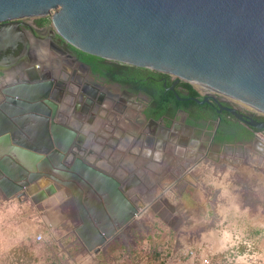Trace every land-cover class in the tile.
<instances>
[{"label": "water", "instance_id": "obj_1", "mask_svg": "<svg viewBox=\"0 0 264 264\" xmlns=\"http://www.w3.org/2000/svg\"><path fill=\"white\" fill-rule=\"evenodd\" d=\"M35 17H49L53 39L67 47L177 76L264 113V0H0V193L22 201L69 189L90 253L139 214L128 197L138 181L122 184L96 167L84 157L94 153L90 128L59 120L68 97L37 64L41 46L24 22ZM226 109L264 130V120Z\"/></svg>", "mask_w": 264, "mask_h": 264}, {"label": "rangeland", "instance_id": "obj_2", "mask_svg": "<svg viewBox=\"0 0 264 264\" xmlns=\"http://www.w3.org/2000/svg\"><path fill=\"white\" fill-rule=\"evenodd\" d=\"M49 62L39 59L37 64L42 71ZM242 145L255 147L252 141ZM221 156L213 158L219 168L204 159L206 165L196 169L202 184L189 178L184 214L171 213V198L161 201L99 254L88 252L76 234L74 202L51 191L24 207L0 197V264H193L188 252L201 249L212 250L211 264H264V174ZM222 163L227 166L222 168ZM211 192H216L219 214L212 222ZM39 234L42 241L37 240ZM225 243L233 247L224 251Z\"/></svg>", "mask_w": 264, "mask_h": 264}, {"label": "flooded vegetation", "instance_id": "obj_3", "mask_svg": "<svg viewBox=\"0 0 264 264\" xmlns=\"http://www.w3.org/2000/svg\"><path fill=\"white\" fill-rule=\"evenodd\" d=\"M42 19L27 18L24 22L31 25L27 31L42 46L37 54L51 53V60L44 63L42 71L64 85L68 101L71 97L67 122L71 126H85L89 121L93 123L89 125H95L97 116L104 115L108 122L118 120L120 124L127 112L124 121L128 123V130L124 139L133 145L129 147V154H117L114 161L110 160L111 148L107 149L108 153L103 156L107 161L98 166L106 173L108 167L116 169L117 176L122 179L130 176L129 182L137 180L138 187L141 178L153 174L154 170L157 173L171 169L178 161L199 154L217 157L245 153L249 148H244L242 143L252 141L255 146L258 134L264 132L227 111L226 108H234L245 116L264 120L263 115L227 95L201 88L202 92L198 90L201 95L195 96L185 86L188 82L177 76L118 61L98 57L86 62L83 52L53 39L51 21L40 24ZM114 131L109 139L116 144L123 132ZM84 157L93 163L91 155ZM64 200L74 202L78 225L81 224L82 217L72 193L64 196Z\"/></svg>", "mask_w": 264, "mask_h": 264}, {"label": "built area", "instance_id": "obj_4", "mask_svg": "<svg viewBox=\"0 0 264 264\" xmlns=\"http://www.w3.org/2000/svg\"><path fill=\"white\" fill-rule=\"evenodd\" d=\"M254 111L259 115L264 116V113L258 110ZM258 135L259 141L254 148L247 150L245 153L235 152L225 156L222 155L221 158L225 159L226 161H230L232 164H238L240 160L245 166L253 168L257 174H264V132H260ZM202 156H205V158L210 161V167H214V164L219 168V166H217L218 162L213 160V158L217 157H210L205 154H199L187 160L178 161L171 169H163L161 171H158L157 173L154 172L149 176L141 178V184L136 187V189H133L128 196L139 211V214L134 218L132 222L137 221L140 217L146 215L149 210L153 209L157 205H161V201H164V199L169 200V198H171V200L168 201L169 207H171L172 210L171 213H174L175 215H181L182 213L184 214L185 211L183 209L182 196L190 184L189 178H191L194 183H200L201 176H196L195 172L200 165H206L203 161L200 160ZM188 162L189 164L193 163L192 168L189 170H184ZM249 162L255 163V166L252 167V165H247V163ZM207 166L209 167V165ZM226 166L227 163L221 164L222 168H225ZM123 178V184L128 183L130 180V176H126ZM149 178L154 180L153 188L146 186ZM158 188L161 189L160 194H157ZM149 191L152 193V197H149ZM144 197H149L151 199L149 200L148 198V201H145ZM211 199V203L213 205V216L211 219L212 222L214 220V217L216 216V213L218 214V212L216 211L218 202L216 192H211ZM219 218L220 217L216 219V222L219 220ZM140 228L144 229L143 226H141ZM152 237L153 239L155 238L154 234ZM43 239L44 236L42 234H39L37 236L38 241H42ZM224 247V251H228L230 247L233 246L229 247V245L225 243ZM187 255L190 256L193 264H195V261L198 262L197 264H211V257L214 255V253L211 249H201L200 252L191 251L188 252Z\"/></svg>", "mask_w": 264, "mask_h": 264}, {"label": "crops", "instance_id": "obj_5", "mask_svg": "<svg viewBox=\"0 0 264 264\" xmlns=\"http://www.w3.org/2000/svg\"><path fill=\"white\" fill-rule=\"evenodd\" d=\"M1 98H2V96L0 97V100H1ZM70 100H71V97H70V99L68 101L69 104L68 105L64 104L63 105L64 108H61L62 112L60 113V119H59L61 122L66 123L68 125H71V123L67 122V119H66V117L69 114V112L67 113V111L70 108V103H71ZM61 106H62V104H61ZM105 106H106V108H108L107 104H105ZM102 114H104V113H102ZM103 116H100V115L97 116L95 125L87 124L88 126L92 127L93 132L97 135V138L95 139V141L92 142V144L87 146L88 150H92L94 152L93 153L94 158H93L92 161L94 162V165L96 167L100 166V162H102V161L106 162L107 161V160H105V158L103 156H104V154L108 153V150H107L108 148H111V150L113 152V153H111L112 156H111L110 160L114 161L116 159L115 155H117V154H120V153L123 154V155L129 154L130 153V148L129 147L131 145H133V144L128 143L124 139V136H126L125 133L128 130V126H127L128 123H126V121H124V117H127V112L126 111L122 115L123 119H122V121L119 124V127L121 128V130L123 132V136H120L119 141H117L116 144L114 143V141L112 143L110 142V139H109L110 136L106 137L107 133L104 132V130L106 129V125H108L109 122L105 118V116L104 117ZM115 129L117 130V127H115ZM113 131H114V129H113ZM114 132H116V131H114ZM122 157H123V160H124L125 156H122ZM202 159H204V157L200 158L201 161H202ZM101 168H103V166H101ZM107 172H108V174L118 178V180L123 182L124 178L123 179L120 178L119 176H117V174L115 172L110 171V170H108ZM52 184L53 183H50L48 186L43 187V192H47L50 189L49 187L52 186ZM69 194H70L69 189L65 188V190H61V187L57 186L56 187V192L53 195H56V196L57 195H59V196L61 195V197L63 198L64 196L69 195ZM0 197L4 198V196L1 193H0ZM36 197H38V195L33 196V197H25V198H23L22 201L18 200L17 198H13V199H15V200H13V203L16 202V203H18L19 205H21L23 207L24 206H28L29 204H33V199H35Z\"/></svg>", "mask_w": 264, "mask_h": 264}, {"label": "bare ground", "instance_id": "obj_6", "mask_svg": "<svg viewBox=\"0 0 264 264\" xmlns=\"http://www.w3.org/2000/svg\"><path fill=\"white\" fill-rule=\"evenodd\" d=\"M42 47V46H41ZM41 47H39V49H37L38 51L39 50H42V48ZM44 48V47H43ZM43 60V61H50L51 60V53L49 54V53H46V54H40V55H38V60ZM45 67V66H44ZM69 108V107H68ZM67 110V109H66ZM65 110V111H66ZM61 111V110H60ZM64 111V112H65ZM62 112V111H61ZM69 112V110L67 111V113ZM69 115V114H68ZM66 116V115H65ZM66 119H67V117H66ZM87 126V125H86ZM83 127H85L84 125L83 126H81V129L82 130H84L83 129ZM88 128H90L89 126H87ZM113 129H115V126H114V121H112V122H109V124L108 125H106V129L104 130V132H106L107 133V136L106 137H108V136H111L112 135V133L111 132H113ZM90 130H91V128H90ZM89 130V132L87 131V133H88V139H89V143H88V145H90V144H92V142H94L95 141V139L97 138V135L95 134V133H92V131H90ZM111 134V135H110ZM101 139V138H100ZM87 145V146H88ZM176 152V151H175ZM175 155H176V153H174ZM204 157V159H206L205 158V156H202L201 158H203ZM93 158L94 157H92L91 158V160H93ZM204 159H202V161L204 160ZM127 160H129V161H131L129 158L127 159ZM200 161V160H199ZM206 161V160H205ZM250 161H253V160H250ZM196 162H197V160H196ZM204 162V161H203ZM129 163V162H128ZM239 164V163H238ZM248 165H255V163H253V162H249V163H247ZM103 165H105V164H103ZM192 165H193V163H191V164H189V162H188V164H187V166L185 167V169L184 170H189V169H191L192 168ZM151 166V165H150ZM150 168V167H149ZM108 169L110 170V171H112V169L111 168H109L108 167ZM141 170V169H140ZM146 171V170H145ZM154 172H156L155 170H154ZM148 174V173H147ZM146 186L148 187H151V188H153L154 187V180L153 179H150L149 178V181H147V184H146Z\"/></svg>", "mask_w": 264, "mask_h": 264}, {"label": "trees", "instance_id": "obj_7", "mask_svg": "<svg viewBox=\"0 0 264 264\" xmlns=\"http://www.w3.org/2000/svg\"><path fill=\"white\" fill-rule=\"evenodd\" d=\"M50 20L49 18H44L42 20H40V24H44V23H49ZM84 57H85V61L86 62H90L89 60H96L98 59V57L96 56H92V55H89V54H83ZM185 86L191 91V93L195 96H200V92L195 88L194 85L190 84V83H185Z\"/></svg>", "mask_w": 264, "mask_h": 264}]
</instances>
